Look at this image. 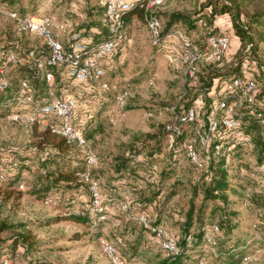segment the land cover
Listing matches in <instances>:
<instances>
[{
    "label": "trees",
    "instance_id": "16d2710c",
    "mask_svg": "<svg viewBox=\"0 0 264 264\" xmlns=\"http://www.w3.org/2000/svg\"><path fill=\"white\" fill-rule=\"evenodd\" d=\"M42 1L43 0H2V5L4 11L8 9L16 11L17 9V12L19 11L21 12L20 14H22L26 11L24 3L29 2L31 5L29 10L36 11L34 8L38 9ZM96 4H98L97 0H83V3H81L80 0H71L68 3L66 2V10L64 11L65 23H75V20L79 18L77 22L79 25L78 29L79 31L84 30V32L77 31L75 33H81L83 38L85 40H91V43H95L94 39L93 37L85 38L87 33L89 34L92 32L96 35L105 34V38L100 41L109 37L108 28L105 23V13L102 12L100 15L99 8ZM75 6L77 7L76 10ZM201 6L199 10L193 13L173 12V14L168 16L167 28L171 29L179 24L187 26L190 29H198L199 26H202L206 30L203 31L205 35V45L207 38L211 35L229 36L231 44L226 59H224L223 62L225 60L227 61V58L232 57L234 61L231 63V68L235 67L237 75L228 78L224 77L225 79H223L222 76L218 77L216 80L212 78L213 83H201L198 80L199 87L197 86L198 88L196 87L194 91L195 100L193 99L192 101L191 99L190 101L187 94L182 98V103H179L175 108V112L172 113L174 118L176 115H179L180 118L185 117L190 109L195 110V122L188 125L189 128L191 125L198 124V127H194L195 140L186 139L187 133L189 132L188 128L179 136L165 129L166 134L162 132L157 136L146 135L143 143H141L143 147H147L149 143H154L155 149L146 153L144 148L133 146L126 155H119L118 157L111 158L105 164H99L97 170L102 174L101 178L104 179V183L101 185L102 191L108 196L104 205H107V203H111L110 205H112L113 203L114 206L117 207V199L121 197V194L127 192L133 198L139 199L138 203L132 207L133 214L137 215L138 213H144L149 219L153 220L154 226L164 225L163 214L169 207L168 203L170 197H174L180 191H185L181 187L180 191L177 190L175 193L166 195L163 191L165 179L171 176L179 179L180 174L177 171L181 163V157L184 153L186 154L184 144H193L197 155L205 163L206 169H198L188 158L195 169L200 172L203 171V177L192 182V195L188 209L184 210L185 213H183L182 210L177 212L179 215L175 218L173 228L167 226L168 231L180 239L179 254L173 259H163L159 261L158 264H199L202 258L207 259L205 256L207 252L206 247L211 248L206 245L207 238L212 235L216 239L217 244L214 248H211V250H219L217 253L215 252L216 259L213 258V253L210 254L209 258L213 260L211 264H233L222 263L223 259H225L223 256L227 257L238 250H241L243 255L241 261L236 264H242L244 259L250 256L246 248H249L248 245L251 244L249 241V243H246L244 240H235L236 238L234 237V232L238 228L237 222L234 221H236L235 216L238 214L230 211L228 202L230 193H233V191L235 194L237 193L230 184L231 177L235 172V170H232L234 166L238 167V165H243L242 170H248L250 177L258 184V188L255 189V192L264 194V138L262 136L261 127L256 121H249L247 118L248 115L245 116L241 121V126L234 132L235 134H233L225 129L222 123L225 113L220 112L217 116V128L214 132L210 133L209 152L202 146L197 134V131H200L204 136L209 135V126L211 118L217 108L216 104H218L224 96V82L239 77L240 69L243 64L248 66L249 76L254 78L258 87L256 101L253 107L257 112L264 113V0H206L202 2ZM131 14H140L142 16L144 10L140 6H137L124 16V33L127 31V19ZM96 21L100 22L101 29H96L94 27ZM218 21L228 22L229 25L227 28L225 26H217ZM209 30L210 32L208 33L207 31ZM217 31L219 33H217ZM124 33L117 50L114 55L109 58L108 64L105 66L107 70L114 69L118 63H120L121 55L127 54L129 51V48L123 44L125 43L123 40ZM163 36L164 39L156 47L162 49L165 44L169 45L164 48L169 52L167 55L171 59L177 57L178 48L166 42L164 28ZM186 38L188 37L186 36ZM67 42L64 43L66 46L68 44ZM195 46L198 47L200 52H203L201 46ZM10 50L16 53L18 63L10 67V70H7L6 77L9 80L8 73L15 68L21 69L23 77L19 80L18 86L14 90L10 80L8 87L0 90V118H8L15 114L23 116V113L19 112L21 111L19 108L26 109V114H29L47 103L52 92L55 97L61 98L66 95H71L68 93L75 90V94L72 95L77 97L80 96V100L84 101V105L77 110L74 116L76 129L82 131L86 138L92 128L97 129L95 124L103 118L107 108V101L104 100L102 96V92L106 90L101 89L97 91L96 83L98 81L89 80L87 82H77L70 76L69 70L47 66L46 69L55 75L54 83L49 85L35 64V59L42 54H48V51L38 46H34L30 49H23L21 44L20 46L15 44L1 48L0 68L4 66L6 62L5 54ZM179 50L181 54V47ZM177 58L179 59L180 55ZM23 81H29L30 89L34 92L33 103L31 105L26 104L24 101H17V97L21 94V84ZM43 86H45L47 90L45 94H41V88ZM64 93L66 94L65 96H63ZM198 101H201V106L195 105ZM247 111V104H244L239 110L240 113L245 114ZM32 125L35 145L29 151L30 153L14 152L10 155L1 157L0 166L4 167L7 172L4 180L0 179V187H18L22 180V167L24 165H34L36 164V160L40 161V172H42L43 176L48 178L47 183L43 187L46 201L59 204L64 197H66L68 215L73 217L72 219L77 223L91 226V221L89 220L90 215L83 216L85 213L82 214L81 211V206L91 203L89 188L81 177V174L87 171L86 161L83 158V151L77 146L69 144L65 138L52 133L50 128L42 127L38 124ZM254 130L259 131V136H257L258 140L253 136ZM238 132L243 135L242 137H247L248 140L246 141L243 139ZM168 135L175 136L177 139L176 143L173 142L166 154L162 152L160 154L158 153V155L157 150L162 145L161 140ZM153 140L154 142H150ZM220 143L223 144V148L218 153L215 147ZM250 144L252 145V149L248 148ZM30 154L36 156L37 159L34 160V157L30 156ZM228 157L230 161L227 160ZM52 159L59 161V164L56 166L57 170L54 172H50V169L47 167V164H49ZM254 160L256 163L254 165L250 164V162H254ZM159 161L163 162L162 164H164V167L158 174L153 164ZM250 168L253 170H249ZM90 173L95 174V171ZM247 175L249 174L247 173ZM175 186L180 185L175 184ZM255 192L247 193L246 199H254L257 201L262 194L256 195ZM200 197L202 200L198 206L195 201ZM253 204L254 202L252 204H250V202L246 204L250 211L258 210V213L263 211L261 207L259 209L256 208L257 206L253 207L258 204ZM86 211L90 210L88 209ZM208 211L210 212V223L208 225L210 226L209 233L207 230L208 226H203ZM122 216L125 221L121 234L125 235L132 229L135 220L129 219L125 213H123ZM140 227L142 229V234L147 236L149 241L155 245L151 233L144 227ZM195 227L198 229L192 232ZM214 227H217L219 231L214 232ZM255 229L259 234H256L258 238L264 242V222L258 220L255 224ZM3 230L4 226L0 227V232ZM189 236H191V240H189ZM4 242L7 243L6 246ZM4 242L0 241V264H5V262L15 264L16 252L10 249L23 250L24 258L21 259L22 264H41L40 261L33 262L32 259H30V251L34 248L35 244L31 242L29 232L27 234L15 235L11 240ZM19 242H22L21 246ZM250 248L254 249L253 245ZM131 249L137 251L138 246L132 243L129 250ZM207 260L210 264L209 259Z\"/></svg>",
    "mask_w": 264,
    "mask_h": 264
},
{
    "label": "rangeland",
    "instance_id": "374dc122",
    "mask_svg": "<svg viewBox=\"0 0 264 264\" xmlns=\"http://www.w3.org/2000/svg\"><path fill=\"white\" fill-rule=\"evenodd\" d=\"M69 1L71 0H47V4L52 8H50V11L44 12L43 16H38L39 9L37 8H34L36 11L29 10L31 5L27 2L24 3L26 11L22 14L38 17L50 16L56 24H60L65 21V5ZM204 1L206 0H167L166 4L157 13L164 28L166 42L178 48L177 57L180 55L178 40L172 38V41H170V38H167L172 32H180L203 49L202 57L198 64L199 73L196 78L189 81L185 76L184 69L179 65L180 58L171 59L167 55L169 52L164 48L169 45L165 44L162 49H159L153 44L152 35L146 25L145 13L142 16L140 14H131L128 17L127 31L124 33L123 39L125 43L123 44L129 48V51L127 54L121 55L120 63L114 69L107 70L105 78L96 83L97 91L101 90V85L104 82L109 84V89L102 92L104 100L107 101L106 114L95 124L97 129L92 128L90 133L87 134L90 145L98 157L99 164H105L113 157L126 155L133 146L144 148L146 153L155 149L154 143H149L147 147H143L141 143H143L145 136H157L162 132L166 134L165 129L168 130L174 127L175 118L172 115V110L179 103H182V98L187 94L190 101L191 99L192 101L193 99L195 100L194 91L198 86V80L201 83H213V80L220 76L225 79L237 75L235 67L231 68L232 65L227 61L215 62L208 59V50L205 49L204 27L199 26L198 29H190L179 24L171 29L167 28V19L170 14H173V12H196L202 7L201 4ZM97 3L100 15L102 12L105 13L102 1L97 0ZM0 10V49L15 44L20 46L21 44L23 49L38 46L48 51L43 40L18 31L15 22L8 16L10 12H17V9L16 11L8 9L5 12L3 5L0 4ZM228 25V22L218 21L217 26H225L227 28ZM94 27L101 29L100 22L96 21ZM207 32L209 33L210 30ZM217 33L219 32L217 31ZM105 36V34L96 35L91 32L87 33L85 38L93 37L94 42L97 43L104 39ZM68 40L69 36L64 38V42ZM233 50L231 49L232 53ZM8 77L13 84L14 90L18 86L19 80L23 77L21 69H12L8 73ZM123 90H129L130 95L126 105L118 108L115 106L116 96ZM45 93H47V90L43 86L41 94ZM68 94H75V90ZM65 95L64 93L63 96ZM195 105L201 106V101H198ZM19 110L25 116L26 109L19 108ZM194 127H198V124L191 125L188 128L189 132L186 139L195 140ZM239 135L241 134L239 133ZM253 136L258 140L259 131L254 130ZM242 138L246 141L248 140L247 137ZM176 140L173 135L164 137L161 140L162 145L159 147V151L157 150V154L162 152L166 154L173 142L176 143ZM150 142H154V140ZM34 145L33 125L29 124L25 117H19L15 114L8 118H0V159L14 152L30 153L29 151ZM248 148L252 149V145H248ZM30 156L34 157V160L37 159L36 156L31 154ZM162 163V161H159L153 164L157 173H160L163 169L164 164ZM255 163V160L250 162L252 165ZM58 164L59 161L52 159L47 164V167L50 172H54L57 170L56 166ZM39 166L40 161L37 160L34 165H24L21 174L22 180L18 187H0V227L4 226V230L0 232V241H8L15 235L29 232L31 242L35 244L30 251V259L33 262L40 261L41 264H111L103 250L102 241L105 240L115 241L123 254L130 259H141L148 264H158L159 261L166 259L159 249L149 241L148 237L142 234V229L136 221L127 234H121L125 219L122 216L123 213L113 203L112 205H110L111 203H107L108 206L105 205L107 219L101 223L96 220L95 212L85 211V214L82 213L84 214L83 216L90 215L91 226H86L75 222L72 219L73 217L68 215L66 197L59 204L46 201L43 187L47 183L48 178L42 175ZM242 166H234L232 170H235V172L230 181V184L237 192L236 194L234 191L230 193L228 200L230 211L238 214L235 216L236 221H234L238 225L234 232V237L236 238L235 240H244V242H250L251 244L248 245L249 248H246L250 256L242 264H264V242L258 238L257 235L259 234L255 229V224L258 220L264 222V194L255 192L258 184L250 177L248 170H242ZM249 170L253 169L250 168ZM246 171L249 175H247ZM177 172L180 174L179 179L172 176L168 177L165 179L163 188L166 195L175 193L177 190L180 191L181 187L185 190L178 192L174 197H170L169 207L163 214V223L170 228H173L175 218L179 215L177 212L182 210L185 213L184 210L188 209L192 195V182L203 177V171L200 172L195 169L185 153L181 157ZM175 184L180 186H175ZM21 185L24 186V189H20ZM254 192L256 195L262 194L261 197L257 201L254 199L247 200L246 194ZM118 199H125V197L121 196ZM134 199L136 205L139 199ZM201 200V197L197 198L195 201L196 205L199 206ZM248 202L250 204L253 202L258 204L251 206H257L256 208L258 209L261 207L263 211L259 213L258 210L250 211L248 205H246ZM209 214L210 212L208 211L203 224L204 227L210 223ZM207 228L209 233L210 226ZM197 229L195 227L192 232ZM132 243L138 246L137 251L135 249L129 250ZM4 245L6 246L7 243L4 242ZM19 245L21 246L22 242H19ZM252 245L254 249L250 248ZM10 250L16 252L15 264H22L21 259L24 258L23 250ZM218 250H211V248L206 247L205 256L209 259L210 264L213 263V260L209 258L210 254L213 253L212 256L215 258V252L217 253ZM242 255V251L238 250L227 257L223 256L225 259H223L222 263L236 264L241 261Z\"/></svg>",
    "mask_w": 264,
    "mask_h": 264
},
{
    "label": "built area",
    "instance_id": "2783aa9c",
    "mask_svg": "<svg viewBox=\"0 0 264 264\" xmlns=\"http://www.w3.org/2000/svg\"><path fill=\"white\" fill-rule=\"evenodd\" d=\"M105 8V23L108 28L109 37L97 43L86 41L81 33L70 34L67 46L61 37V33L67 31V23L63 22L56 24L54 19L50 16L38 17L35 15H22L18 12H10L8 16L15 22L19 32L24 34L33 35L45 43L48 49V54H42L35 59L39 72L45 78L49 85L55 81V75L46 69L47 66L56 67L57 69L69 70L77 82H87L89 80L101 81L107 73L105 66L108 64L109 58L114 55L120 40L123 37L125 23L124 16L140 6L145 13L146 25L152 35L153 44L158 46L163 36V26L157 13L162 9L167 0H101ZM167 38L170 41L177 39L180 47V61L179 65L184 69L187 80H192L198 73V64L202 57V52L199 51L190 39L183 36L180 32H172ZM231 39L226 35H211L206 40V50H208L211 61L222 62L226 59ZM6 62L0 68V90L8 87L9 80L6 77L7 70L18 63V58L13 50L5 54ZM226 61V60H225ZM232 57L227 58L228 63H232ZM21 94L17 97V101H24L26 104L33 103L34 92L30 89L29 81H23L21 84ZM101 89L108 90L109 84L104 82ZM258 87L254 80L248 73V66L243 64L240 69V76L234 79L226 80L224 82L223 91L224 96L218 102L216 111L211 118L209 126V135H202L200 131L197 134L200 143L208 152L210 143V133L214 132L217 128V116L220 112H224L223 125L226 130L236 132L241 126V121L247 116L249 121H256L262 130L264 138V113L257 112L253 104L256 101V93ZM129 90H123L116 96L115 106L122 108L126 105ZM247 104V113H240L241 107ZM84 105V102L75 95H66L65 97H55L54 93L50 94L47 103L42 107L34 110L29 114L23 115L29 124H38L42 127H48L52 133L57 134L67 140L71 145L77 146L83 151V158L86 161V172L81 174L85 184H87L90 194L91 203L82 206V213L86 210L95 212L96 220L99 223L103 222L106 218V208L104 202L107 201V194L102 191V183L104 179L98 175L99 160L90 145L89 140L82 131L76 129L74 124V116L77 110ZM175 112V108L172 113ZM20 117V115H17ZM196 112L190 109L185 117L180 118L179 115L175 117V124L173 128H169L174 135H181L188 125L195 122ZM231 133V134H232ZM220 137V135H219ZM223 148V144L216 145L215 150L219 153ZM184 149L188 158L200 170H205V163L197 155L193 144L185 143ZM230 161V158H227ZM95 171V174L90 172ZM6 169L0 166V179L4 180ZM20 189H24L21 185ZM125 199H117V208L125 213L129 219L135 220L140 226L147 229L153 236L155 246L163 254L166 259H173L179 254L180 239L171 234L165 225L154 226L153 220L149 219L146 214L132 213V207L135 205V199L127 192L123 195ZM214 232H218V228H213ZM191 240V236H189ZM103 250L111 264H148L141 259H130L127 255L123 254L118 244L115 241H102ZM217 242L214 236L207 238V246L214 248ZM247 258L244 259V262ZM5 264H9L5 262ZM199 264H209L208 260L202 258Z\"/></svg>",
    "mask_w": 264,
    "mask_h": 264
},
{
    "label": "crops",
    "instance_id": "0c3cea01",
    "mask_svg": "<svg viewBox=\"0 0 264 264\" xmlns=\"http://www.w3.org/2000/svg\"><path fill=\"white\" fill-rule=\"evenodd\" d=\"M81 1V3H83V0H80ZM0 4H2V0H0ZM50 8H52L51 6H49L48 4H47V0H43L42 2H41V4H40V6H39V10H38V16H43L44 15V12H46V11H50ZM77 9V7L75 6V10ZM50 14V13H49ZM25 15V14H24ZM83 17V16H82ZM82 17H81V19H82ZM78 20H79V18H77L76 20H75V23L74 22H71V23H67V25H68V27H67V31L65 32V33H61V37H62V39L64 40V38H66V37H70V34H72V33H74V32H77V31H79V29H78V27H77V29H76V26H79L78 25ZM63 22H65V21H63ZM62 22V23H63ZM79 32H84V30H81V31H79ZM66 34H67V36H66ZM66 36V37H65ZM86 41H89V42H91V40H86ZM97 173H98V175H100L101 173H99L98 171H97ZM100 177H102V175H100ZM123 194H121V196H122ZM131 196V195H130Z\"/></svg>",
    "mask_w": 264,
    "mask_h": 264
}]
</instances>
